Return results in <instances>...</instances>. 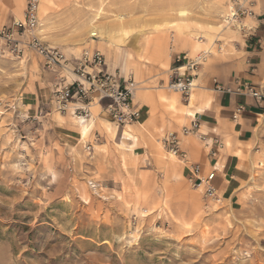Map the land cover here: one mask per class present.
I'll list each match as a JSON object with an SVG mask.
<instances>
[{"label": "rangeland", "instance_id": "obj_1", "mask_svg": "<svg viewBox=\"0 0 264 264\" xmlns=\"http://www.w3.org/2000/svg\"><path fill=\"white\" fill-rule=\"evenodd\" d=\"M25 3L0 0V26L20 20ZM226 3L39 0V32L67 59L100 52L112 73L123 66L137 92L174 113L165 88L173 56L190 55L193 36L196 46L215 34ZM178 9L188 13L183 20ZM213 40L198 54L223 53ZM177 45L190 52L173 51ZM62 76L31 52L0 59V264H264V145L256 154L248 145L247 178L218 193L219 203L208 201L181 177L162 147L164 132L134 129L126 150L116 145L120 134L112 140L96 125L82 140L72 116L51 104ZM123 151L132 157L125 167Z\"/></svg>", "mask_w": 264, "mask_h": 264}, {"label": "crops", "instance_id": "obj_2", "mask_svg": "<svg viewBox=\"0 0 264 264\" xmlns=\"http://www.w3.org/2000/svg\"><path fill=\"white\" fill-rule=\"evenodd\" d=\"M226 2L224 8L219 11L223 15L229 13L231 7V0ZM259 4L254 5L256 18L250 21L244 20L245 27L250 28V31L237 32L217 24L216 33H208L206 42L202 41L201 45H194L195 38L192 35L193 38L189 41L192 42L191 46H194V49L191 52L185 49L184 45H177L174 48L173 51L177 53L186 51L190 52L189 56H193L202 52L204 48L211 49L210 46L214 45V42L208 44L211 38L224 45V51L221 54L212 56L214 50H211L207 63L199 70L195 78L194 88L187 103L178 93L170 91L173 94L169 99L171 102L169 107L175 110L174 113L163 111L166 103L158 102L148 91L137 92L134 82L137 95L133 96L132 106L139 112V120L131 126V131L135 133L134 129L140 128L148 129L153 133L158 130L160 134L164 132L162 139L168 133L177 134L179 150L186 154L191 165L199 167L201 176L215 171L212 184L219 194L233 191L247 178L248 174L241 166V157L245 155V148L248 145L252 146L261 138L264 128L263 110L260 105L249 97L217 93L214 91L213 84L215 80L222 87L232 88L234 79L254 86L263 84L264 23L261 19L264 17V0H261ZM104 69L108 73L116 74L111 72L112 68L108 62ZM119 70L120 75H116L121 80H125L127 78L125 68L121 66ZM106 104L107 102H102L101 105H96L99 110L95 107V110L91 111L92 128L96 125V129L112 140H115L118 134L122 139L125 127L116 126L104 112L103 106ZM238 104H243L245 110L238 120L233 121L232 114ZM94 114L96 117L92 116ZM193 119L199 123L197 134L183 137L180 133L181 129L188 127ZM178 130L180 131L177 132ZM200 137H204V142L199 139ZM213 139H218L222 148L210 156L209 147H206V144H210ZM177 164H179L177 167L181 177L188 181L190 169L179 161Z\"/></svg>", "mask_w": 264, "mask_h": 264}, {"label": "built area", "instance_id": "obj_3", "mask_svg": "<svg viewBox=\"0 0 264 264\" xmlns=\"http://www.w3.org/2000/svg\"><path fill=\"white\" fill-rule=\"evenodd\" d=\"M254 5H257L256 0H232L231 14L226 17L227 23L242 24L244 20H254L256 18ZM38 7L39 0H26L22 18L0 26V59H21L25 53L31 52L40 58L45 69L52 73L67 74V76H62L52 89L51 104L59 115H70L87 121L90 118L92 105L107 102L103 110L116 126L137 123L139 112L132 106L134 82L131 79L121 80L116 74L108 73L104 69V57L98 51L84 50L78 57L71 60L67 59L58 49L47 46L42 41L39 32ZM261 20L264 23V17ZM238 30L245 33L251 29L244 28L242 25ZM205 61L206 56L202 54L195 57H189L188 54L174 55L167 89L178 93L187 103L194 88L195 78ZM68 75L72 77L69 82H67ZM213 84L214 91L217 93L253 99L263 110L262 124H264V82L262 85L254 86L234 79L232 88L222 87L215 80ZM244 110V105L238 104L232 114V120H238ZM198 127V121L193 119L188 127L181 129L180 133L183 137L195 136ZM97 138V136L94 137V142ZM199 139L204 142V137ZM263 145L264 128L261 138L256 140L253 146V152L259 153ZM162 147L190 169L188 182L192 187L201 186L206 200L214 203L220 202V196L212 184L215 171L201 176L199 167L191 165L186 154L179 150L177 134L168 133L162 139ZM206 147H209V154L213 156L222 148V144L218 139H213L210 144H206ZM83 149L89 153L92 147L86 144Z\"/></svg>", "mask_w": 264, "mask_h": 264}, {"label": "bare ground", "instance_id": "obj_4", "mask_svg": "<svg viewBox=\"0 0 264 264\" xmlns=\"http://www.w3.org/2000/svg\"><path fill=\"white\" fill-rule=\"evenodd\" d=\"M39 8V7H38ZM230 10H231V7H230ZM187 12L185 11V10H179L178 12H177V16H178V18H180L181 20H183V18H186V16H187ZM231 13H230V11H229V13H227L226 15H224L222 18H221V23H222V25L223 26H225V27H229V28H231V29H233V30H235V31H237V32H239V30L238 29H240L241 27H242V25H243V27L244 28H246L245 27V25H244V21H243V23L241 24V23H239V22H236V23H233V24H231V23H227V21H226V17H228L229 15H230ZM117 20H119V22H118V25H115L116 26V30H117V32H122L123 33V31L125 32L126 31V27H127V24L126 25H124V23H126V22H122V21H124V18L123 19H121L120 17H118V19ZM127 21V20H126ZM248 21H250V20H248ZM128 29V28H127ZM129 30V29H128ZM176 30V29H175ZM176 32H178L177 30H176ZM129 33V32H128ZM128 33H126V35L128 34ZM126 35H125V37H126ZM174 38V37H173ZM173 41V40H172ZM197 42H199V43H201L202 42V40H196ZM192 49H194V46H192ZM207 53H208V51H207ZM207 53H202V55H204V56H206V61L208 60V56L206 55ZM197 55H199V54H197ZM189 56V55H188ZM194 57L196 56V55H193ZM193 56H189V57H193ZM205 61V62H206ZM126 80V79H125ZM133 81V80H132ZM134 82V81H133ZM172 92V91H171ZM137 95V93H136V89L134 88V90H133V96L135 97ZM188 109V108H187ZM190 109V108H189ZM191 116V115H190ZM73 119H74V124H75V126H76V128H77V130H78V132H79V134H80V136H81V139L82 140H84L87 136H88V134L91 132V129H92V117H91V113H90V118H89V120H83V119H77V118H74V117H72ZM262 122H263V116H262ZM131 124H125V130H124V133H123V135H122V139H121V142H119L118 144H116L118 147H121V148H124L125 150L127 149V143H130L131 142V140L132 139H134L135 140V138L132 136V134H131V126H130ZM262 125V124H261ZM113 135V134H112ZM131 148V147H130ZM120 150H122V149H120ZM125 152H128V151H125ZM124 151L120 154V161L122 162V165H123V167H125L126 166V164H128V165H130L131 163H129V161L128 160H130L131 158H130V154H128V153H125ZM170 154V153H169ZM172 155V154H171ZM173 156V155H172ZM172 159V158H171ZM131 162V161H130ZM122 167V166H121ZM219 169V168H218ZM207 175V174H206ZM201 188V186H198L196 189L197 190H199Z\"/></svg>", "mask_w": 264, "mask_h": 264}]
</instances>
